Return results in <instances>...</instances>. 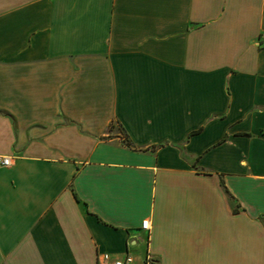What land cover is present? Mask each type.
Instances as JSON below:
<instances>
[{"label":"crops","instance_id":"crops-1","mask_svg":"<svg viewBox=\"0 0 264 264\" xmlns=\"http://www.w3.org/2000/svg\"><path fill=\"white\" fill-rule=\"evenodd\" d=\"M3 157L0 264H264V0H0Z\"/></svg>","mask_w":264,"mask_h":264},{"label":"built area","instance_id":"built-area-1","mask_svg":"<svg viewBox=\"0 0 264 264\" xmlns=\"http://www.w3.org/2000/svg\"><path fill=\"white\" fill-rule=\"evenodd\" d=\"M10 163L9 157H3L0 159V164L3 166H7ZM151 222L149 219L143 221L142 229L143 230H150ZM97 264H133L134 259L133 256L127 253L123 258L113 259L109 253H101L97 257Z\"/></svg>","mask_w":264,"mask_h":264},{"label":"trees","instance_id":"trees-1","mask_svg":"<svg viewBox=\"0 0 264 264\" xmlns=\"http://www.w3.org/2000/svg\"><path fill=\"white\" fill-rule=\"evenodd\" d=\"M112 127H113V125H112ZM122 129H123V128H122ZM123 131H124V129H123ZM126 145H127V146H129V147H131V146H132V144H131V143H129V142H127V143H126ZM153 149L155 150V148H153ZM227 192L229 193V191H228V190H227ZM229 195H230V197H232V196H231V194H229ZM75 196H76L77 200H79V199H78V197H77V195H76V193H75ZM234 212H237V208H235V209H234Z\"/></svg>","mask_w":264,"mask_h":264}]
</instances>
